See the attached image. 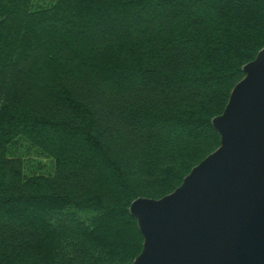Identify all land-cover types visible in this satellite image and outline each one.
Masks as SVG:
<instances>
[{
	"label": "trees",
	"instance_id": "1",
	"mask_svg": "<svg viewBox=\"0 0 264 264\" xmlns=\"http://www.w3.org/2000/svg\"><path fill=\"white\" fill-rule=\"evenodd\" d=\"M263 46L264 0H0V264H130Z\"/></svg>",
	"mask_w": 264,
	"mask_h": 264
},
{
	"label": "water",
	"instance_id": "2",
	"mask_svg": "<svg viewBox=\"0 0 264 264\" xmlns=\"http://www.w3.org/2000/svg\"><path fill=\"white\" fill-rule=\"evenodd\" d=\"M242 71L211 119L218 146L171 192L131 201L130 264H264V46Z\"/></svg>",
	"mask_w": 264,
	"mask_h": 264
},
{
	"label": "rangeland",
	"instance_id": "3",
	"mask_svg": "<svg viewBox=\"0 0 264 264\" xmlns=\"http://www.w3.org/2000/svg\"><path fill=\"white\" fill-rule=\"evenodd\" d=\"M31 155H33V153L30 154V155H28V157H31ZM35 159H37V160L40 161V157L35 156ZM41 160L45 163V165L42 167L41 171L42 172H48V171H50L51 170V162H50V160L47 159V158H41ZM30 165L31 164L29 162H27V164H26L27 169L29 168Z\"/></svg>",
	"mask_w": 264,
	"mask_h": 264
}]
</instances>
